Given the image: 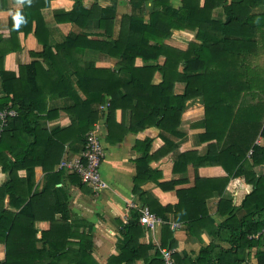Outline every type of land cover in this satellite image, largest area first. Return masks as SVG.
Instances as JSON below:
<instances>
[{
	"label": "trees",
	"instance_id": "obj_1",
	"mask_svg": "<svg viewBox=\"0 0 264 264\" xmlns=\"http://www.w3.org/2000/svg\"><path fill=\"white\" fill-rule=\"evenodd\" d=\"M12 1L18 5L8 18L9 34L0 33V109L16 111L0 132V168L9 173V179L0 185V242L5 246V259L0 264H99L90 253L91 224L85 221L88 230L86 233L79 231V223L69 219L72 212L68 194L56 186L66 177L79 189H85V185L90 187L76 171L65 167L54 170L62 160L66 143L80 145L81 148L75 146L74 149L81 152L88 132L102 115H105L107 139L111 142L121 140L127 131H136L146 125L173 132L181 122L185 102L201 98L205 131L200 139L215 137L218 145L230 123L226 114H233L240 93L254 89L258 91L255 95H264V41L261 42L264 32L260 30L261 16L250 13L251 7L264 0H180L178 7L170 0H109L105 6L98 0H93L90 6L85 0H73L70 10H53L52 17L57 22L71 23L79 31L71 30L53 44L43 38V34L47 37L48 33L42 10L49 7L51 0ZM149 1L152 7L148 20L144 21ZM122 2L128 5L129 11L122 13L120 34L114 40L111 39L112 26ZM0 6H3L2 0ZM218 8L225 14L224 21L212 18L213 11ZM33 21L34 33L42 49L30 51L33 59L20 64L18 74L5 70V55L21 49L16 41L18 29L29 31ZM90 23H94L110 42H104L105 46H101V41L88 44L87 35L91 32L84 28ZM178 30L194 31L199 42H190L185 51L165 45L164 39ZM91 45L118 56L116 68L97 67L95 63L83 60L84 50ZM160 53L165 54L162 65H134L136 56L149 61ZM181 62L184 63L182 73L178 71ZM199 70L202 71L197 73ZM156 71L161 74V80L153 83ZM175 81L185 82L183 93H173ZM74 82L85 95L84 99L80 98ZM57 98L62 102L56 106L50 104ZM262 108L260 103L246 109L239 107V116L254 121ZM117 109L122 112L130 109L131 122L112 139L113 128L120 125L114 124ZM57 110L70 115V124L64 128H43L40 120L52 119ZM251 125L247 132L251 150L249 161L244 152L247 147L242 149L239 144H231L216 154L214 143L204 155L189 158V161L182 160L185 155L174 160L173 171L184 170L187 162L193 165L196 181L194 186L176 191L179 199L174 205L162 204L142 193L140 185L151 179L155 171L148 165L151 139L136 141L137 150L143 144L146 147L142 150L143 156L137 160L132 192L140 203L164 220L161 247L170 248L176 244L173 231L166 224L164 215L167 212L172 211L175 219L183 220L189 231L199 223L194 219L202 222V217L207 214L205 200L212 191L202 193L201 182L219 180L218 192L223 193L227 179L199 177L198 167L220 165L231 178L243 179L251 186L239 206L233 205L231 198L226 201L231 217L240 207H253L252 210L240 219L218 222L215 233L210 234L209 243H203L202 249L191 250L190 245L189 248L185 245L173 254L176 264H248L252 249H255L256 263L264 264V237H251L264 228V173L256 170L260 164L264 165V144L253 142L258 135L264 137V127L257 132V127ZM162 152L164 150L160 148L155 154ZM182 161L184 165L180 167ZM39 163L44 170L40 188L35 185L32 168ZM22 169L28 172L24 178L18 175ZM165 184L168 182L159 183L163 188ZM173 184L170 181L169 185ZM6 195L19 197L24 203L18 213L6 209ZM181 211L183 215H180ZM138 215V211L132 209L125 222L118 220L116 238L120 252L110 255L106 264H133L140 258L147 264H163L159 250L155 248L154 256L150 258L149 250L154 248L153 244L140 241L147 228L140 225ZM37 220L50 222V227L40 236L34 228ZM225 229L228 231L226 236L223 234ZM189 231H186L187 242L194 236L193 231ZM195 238L202 242L199 235ZM221 240L228 246H221ZM38 242H41L40 247H37ZM190 252H195V257L191 258Z\"/></svg>",
	"mask_w": 264,
	"mask_h": 264
},
{
	"label": "crops",
	"instance_id": "obj_2",
	"mask_svg": "<svg viewBox=\"0 0 264 264\" xmlns=\"http://www.w3.org/2000/svg\"><path fill=\"white\" fill-rule=\"evenodd\" d=\"M101 1L98 0V3L102 6H105L110 3L108 0L107 3L101 4ZM174 7H178L180 0H170ZM87 6H90L93 0L84 1ZM3 6H0V33L9 34V25L8 18L12 14L14 8L18 5L12 0H2ZM73 6V0H51L49 7H46L42 10L44 20H45V31L48 33L43 34L45 41L53 44L60 41L64 35L69 31H79V29L73 26L68 22H57L53 17V10H64L68 11ZM152 3L149 1L145 8L144 21H147L149 18V12L151 10ZM46 11L51 12L49 17H46ZM129 7L125 3H119L116 16L113 22L112 35L111 39L117 40L120 34L121 29V18L122 13L128 12ZM251 14L260 15V30L264 32V2L260 5H255L251 7ZM212 18L215 20L224 21L225 14L222 9H215L212 13ZM34 21L32 22V27L29 31L24 32L22 28L18 29L17 39L21 45V49L11 51L7 53L4 57V68L8 71H13L18 74V68L20 64L30 62L33 57L30 54L32 52H38L42 49V44L38 41L34 33ZM84 30L90 31L91 33L87 35L89 39L88 44L97 43L98 41L110 42L108 37L105 34H100L98 28L95 27L94 23L87 24ZM264 41V33L261 38V42ZM190 42H199V39L196 38L195 32L190 30H178L174 31L173 34L165 38L163 43L170 47L176 48L178 50L185 51L189 47ZM150 44H154V41H149ZM100 45V44H99ZM163 45V46H165ZM162 46V48H163ZM91 47V48H90ZM87 47L81 58L83 60H89L91 63H95L97 67L110 68V70L115 69L117 66L118 56L107 53L105 50L100 49L99 47L90 46ZM158 50L163 51L161 47H156ZM93 60V61H92ZM165 61V54L160 53L157 55L156 59H150L149 61H144L141 57L136 56L134 59V65L138 67L152 66L155 64L162 65ZM94 65V66H95ZM184 63L181 62L178 66V71L183 72ZM199 70L197 73L201 72ZM72 76L73 73L70 71ZM161 80V74L156 71L153 75L152 82L157 83ZM1 83V78H0ZM74 87L77 89L78 94L81 99L85 98V95L77 87L74 82ZM185 89L184 81H175L173 84V93L181 94ZM252 92V93H251ZM258 92L256 90L244 91L240 93V98L236 105L234 104V110L230 114H226V118L230 122L226 128L224 136L219 139V144L217 145L214 139L201 140V134L204 133V105L201 101V98H191L185 102V108L181 115V122L173 132L161 131L158 127L152 125H146L144 128L136 131H127L121 140L111 142L107 139L108 127L105 125V115H102L98 118V121L95 122L94 127L90 130H94L96 126H99L98 135L102 140L104 146V157L101 162V174L103 179L106 182V187L100 191H94L87 185L85 189H79L76 185H73L68 178H61V181L56 183V186L63 188L66 194H68L69 206L72 212V217L70 221L79 223V231L86 233L88 230L85 223L89 222L91 224V246L90 253L92 257L99 264H106L107 259L110 255L118 254L120 252V243L116 238V231L119 228L118 220L126 221L128 216L131 213L132 209L137 210V206L145 205L140 203L136 194L132 192L134 183L133 178L137 172V160L143 156L142 150L146 145L139 146V150L135 148L136 141H142L145 138H150L151 142L149 145L148 156L149 162L148 165L151 169L155 171L151 179L144 181L141 185L142 193L149 195L150 198H156L162 204L174 205L178 202L179 195L176 193L178 190H184L195 185V172L194 166L187 162V165L184 170L173 171L174 160L178 159L181 156L182 160L189 161V158H194L198 155H204L207 152L209 145H217L216 150H213L216 154L224 147H227L231 144H239L242 149L247 147L245 152V158L247 161L251 160L249 154V137L247 132L251 130L253 126L257 127L256 131L264 127V95H255ZM1 95V94H0ZM50 102V101H49ZM62 102V99H53L50 104H59ZM256 103L262 104L263 108L261 112L257 115L256 119L250 120L246 116H239L238 112L239 107L254 106ZM103 105L100 106V108ZM99 108V107H98ZM131 111L130 109L122 112L120 109L116 110L114 124L117 127L113 128L112 139H115L124 128L130 126L131 122ZM225 119V118H224ZM8 122V121H7ZM71 122L70 115L63 111L57 110L53 113V117L50 120H40L41 126L43 128L51 129L54 127L64 128L68 126ZM257 123V124H255ZM259 124V125H258ZM5 126L0 124V132ZM137 128V127H136ZM89 131V132H90ZM253 131V128H252ZM88 132V133H89ZM245 135V136H244ZM257 144H264V137L258 135L253 141ZM244 144V145H243ZM81 148L80 145L68 144L65 145V150L62 154L61 159H69L79 155L80 150L74 149V147ZM163 149L164 152L157 155L155 154L157 150ZM9 154V153H8ZM40 152V156L42 157ZM191 155V156H188ZM38 160H40L38 158ZM42 160L45 162L44 157ZM178 165L182 167L184 164ZM248 163V162H247ZM43 165L38 164L33 166V179L35 185L40 188L43 183ZM30 168V167H29ZM60 168V164L55 165L54 170ZM27 169V168H26ZM22 169L18 171V175L21 178H24L27 175V170ZM257 172L264 173V165L260 164L257 167ZM197 174L202 178L209 179H224L226 180L225 185H223V193L219 194L220 182L216 181H205L201 182L202 193L211 195L205 200V208L207 209L206 215L202 217V222L198 219L194 221L199 222L194 226L193 229H188L186 223L183 220L175 219V215L172 211L165 214L166 224H168L172 231L173 236L176 240V244L173 247H170L173 250V254L180 252L185 245L191 250L202 249L203 243H209L210 234L215 233V225L224 220L231 219H240L246 215L253 207H240L235 216L231 217L230 209L227 206L226 199L231 198L233 205L239 206L241 200L244 198V195L249 192L251 186L247 184L243 179L231 178L225 169L220 165H203L198 167ZM9 179V173L7 171H2L0 168V185ZM170 181H173V185H169ZM166 183L165 188H163L159 183ZM200 190V191H201ZM225 199V200H224ZM4 204L7 210L18 213L19 209L23 206L24 203H21L19 197L6 195L4 198ZM136 206V207H135ZM147 206V205H146ZM221 210L219 211L218 209ZM182 214V211L180 212ZM59 214H56V218H59ZM161 221L157 223L154 229H149L144 224L141 226L147 228L144 234L140 236L141 242L152 243L154 248L149 250V255L152 258L154 256V250L157 248L160 252L161 247V227L164 223V220L158 216ZM183 218V217H182ZM185 218V216H184ZM50 227V222L48 220H37L34 222V228L37 231V236H40L42 231L47 230ZM193 231L194 236L190 241L187 242V232ZM228 231L227 229L223 230V234L226 236ZM195 235H199L202 242L195 238ZM254 235V234H252ZM251 237H255L252 236ZM75 240V239H73ZM221 246H228L226 242L219 241ZM41 246V242L37 243V247ZM255 249H252V254L249 258L248 264H257L256 258L254 257ZM191 258L195 257V252H190ZM5 259V246L3 242H0V261L2 262ZM125 264V263H122ZM133 264H147L144 259H135Z\"/></svg>",
	"mask_w": 264,
	"mask_h": 264
},
{
	"label": "built area",
	"instance_id": "obj_3",
	"mask_svg": "<svg viewBox=\"0 0 264 264\" xmlns=\"http://www.w3.org/2000/svg\"><path fill=\"white\" fill-rule=\"evenodd\" d=\"M16 115V111L13 108L0 109V124L6 125L9 118ZM99 126L87 134L86 143L83 150L78 156L62 159L60 161V167H65L69 170L76 171L82 181L86 182L94 191H100L106 187V182L101 174V162L104 157V146L101 138L98 135ZM136 207V206H135ZM138 221L144 224L149 229L154 227L161 221V219L152 212L148 206H137ZM262 235L264 237V228L256 232L252 236ZM160 256L163 264H176L173 260V250L171 248H160Z\"/></svg>",
	"mask_w": 264,
	"mask_h": 264
},
{
	"label": "rangeland",
	"instance_id": "obj_4",
	"mask_svg": "<svg viewBox=\"0 0 264 264\" xmlns=\"http://www.w3.org/2000/svg\"><path fill=\"white\" fill-rule=\"evenodd\" d=\"M108 2V0H105V2L103 1H101V4H105V3H107ZM46 17H49L50 16V14H51V12H48V11H46Z\"/></svg>",
	"mask_w": 264,
	"mask_h": 264
}]
</instances>
